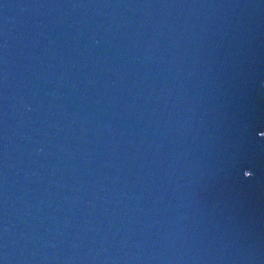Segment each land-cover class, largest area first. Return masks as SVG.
Segmentation results:
<instances>
[{"label": "water", "instance_id": "1", "mask_svg": "<svg viewBox=\"0 0 264 264\" xmlns=\"http://www.w3.org/2000/svg\"><path fill=\"white\" fill-rule=\"evenodd\" d=\"M0 264H264V0H0Z\"/></svg>", "mask_w": 264, "mask_h": 264}]
</instances>
